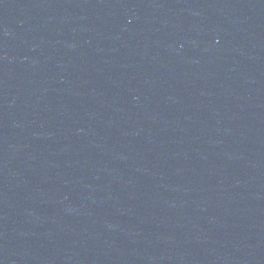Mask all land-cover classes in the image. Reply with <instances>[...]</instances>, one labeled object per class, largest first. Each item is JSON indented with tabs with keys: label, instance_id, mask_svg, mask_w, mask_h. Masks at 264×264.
Masks as SVG:
<instances>
[{
	"label": "water",
	"instance_id": "water-1",
	"mask_svg": "<svg viewBox=\"0 0 264 264\" xmlns=\"http://www.w3.org/2000/svg\"><path fill=\"white\" fill-rule=\"evenodd\" d=\"M0 264H264V0H0Z\"/></svg>",
	"mask_w": 264,
	"mask_h": 264
}]
</instances>
